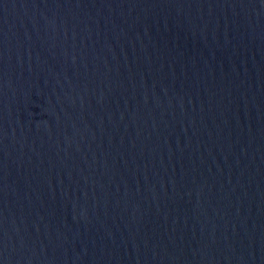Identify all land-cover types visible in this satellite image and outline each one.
I'll list each match as a JSON object with an SVG mask.
<instances>
[{
    "label": "water",
    "instance_id": "95a60500",
    "mask_svg": "<svg viewBox=\"0 0 264 264\" xmlns=\"http://www.w3.org/2000/svg\"><path fill=\"white\" fill-rule=\"evenodd\" d=\"M0 264H264V0H0Z\"/></svg>",
    "mask_w": 264,
    "mask_h": 264
}]
</instances>
